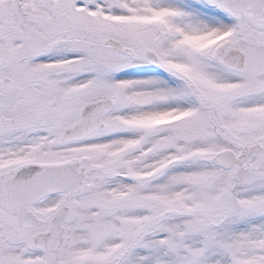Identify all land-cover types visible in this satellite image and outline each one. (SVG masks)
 Masks as SVG:
<instances>
[{
    "label": "snow or ice",
    "instance_id": "obj_1",
    "mask_svg": "<svg viewBox=\"0 0 264 264\" xmlns=\"http://www.w3.org/2000/svg\"><path fill=\"white\" fill-rule=\"evenodd\" d=\"M0 264H264V0H0Z\"/></svg>",
    "mask_w": 264,
    "mask_h": 264
}]
</instances>
